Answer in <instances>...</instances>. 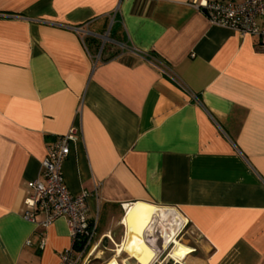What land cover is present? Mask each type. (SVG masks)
Listing matches in <instances>:
<instances>
[{
	"label": "crops",
	"instance_id": "obj_1",
	"mask_svg": "<svg viewBox=\"0 0 264 264\" xmlns=\"http://www.w3.org/2000/svg\"><path fill=\"white\" fill-rule=\"evenodd\" d=\"M73 127L64 181L89 192L99 240L126 207L154 205L179 214L189 246L172 264H264L256 37L189 0H0V264H59L71 245L63 217L44 227L23 212L47 144ZM125 241L122 264H143Z\"/></svg>",
	"mask_w": 264,
	"mask_h": 264
},
{
	"label": "built area",
	"instance_id": "obj_2",
	"mask_svg": "<svg viewBox=\"0 0 264 264\" xmlns=\"http://www.w3.org/2000/svg\"><path fill=\"white\" fill-rule=\"evenodd\" d=\"M189 4L213 24L256 37L258 45L264 48V0H189ZM76 135L73 127L49 142L41 161L40 176L26 182L24 217L44 227L60 217L67 223L72 242L60 253L59 264H78L96 248L97 217L91 216L86 203L89 192L72 194L63 176L69 143ZM38 214L43 216L39 221ZM78 245L82 247L80 250Z\"/></svg>",
	"mask_w": 264,
	"mask_h": 264
},
{
	"label": "bare ground",
	"instance_id": "obj_3",
	"mask_svg": "<svg viewBox=\"0 0 264 264\" xmlns=\"http://www.w3.org/2000/svg\"><path fill=\"white\" fill-rule=\"evenodd\" d=\"M132 211V208H130L125 218L126 222H124L129 223L133 230L129 238L133 244V254L143 251V254L147 257L153 258L157 251L151 246V244L153 245V242L156 243L154 241L156 239L158 242L162 243L161 248H165L169 241H173L175 246L172 248L169 255L175 260H182L184 258L189 250V246L180 243L174 238L176 230L178 229L179 214L177 212L172 209L153 205L152 207L146 208L141 216L136 215L135 220L140 223L137 225L132 217H130ZM152 214H156V217H154V221H151V224H148ZM160 239L163 240L160 241ZM147 241H150V243Z\"/></svg>",
	"mask_w": 264,
	"mask_h": 264
},
{
	"label": "rangeland",
	"instance_id": "obj_4",
	"mask_svg": "<svg viewBox=\"0 0 264 264\" xmlns=\"http://www.w3.org/2000/svg\"><path fill=\"white\" fill-rule=\"evenodd\" d=\"M132 207H134V206L126 207L125 213L123 212L124 215H123V218H122V224L117 225L116 229L113 230L112 234H110L109 237H105V238L99 240V238L96 235V237H95V239H96L95 240L96 248L94 249V251L86 254L83 258H81V260L78 262V264H104L105 262H107L112 257H116V259L119 262V264H122V259H123V257L127 256V254L124 251H121V252L117 253L116 249H117V245L121 243L122 239L126 240L125 241L126 245H129V246L133 245L132 242L129 239L130 237H128V235H127V232L132 231V227H131L130 224L127 223V225H126V223H125L126 222L125 218H126L128 212H129L130 208H132ZM137 213L138 212H135L133 214V212H131V216L130 217H132V216L136 217ZM140 213L141 212H139V214ZM155 215L156 214H152V217L149 219V223L148 224H151V221H154V219H155L154 217H156ZM132 219L134 220V222L137 225L140 224L138 221L135 220V218H132ZM175 235H176V233H175ZM174 238H176V237H174ZM177 238H176V240L179 241ZM196 239H198V238H197L196 235H194V240H196ZM154 241L157 242L156 239ZM147 242L150 243V241H147ZM169 242L174 244L173 247L175 246V243L173 241H169ZM180 243H182V242H180ZM153 245L158 247L160 244H157V243L153 242ZM173 247H171V245L169 244L164 249V251L161 253L160 258H157V255H158L159 251L156 253V255L153 258H149L145 254H141L140 256L143 257L142 263L143 264H148V262H150V264H151L154 260H156L155 264H159V262H160V264H172L173 260L170 258L171 256L169 255V253H170V251L172 250ZM158 248H161V246H159ZM131 260L133 262H136L135 259L131 258Z\"/></svg>",
	"mask_w": 264,
	"mask_h": 264
},
{
	"label": "trees",
	"instance_id": "obj_5",
	"mask_svg": "<svg viewBox=\"0 0 264 264\" xmlns=\"http://www.w3.org/2000/svg\"><path fill=\"white\" fill-rule=\"evenodd\" d=\"M77 248L80 250L82 247L78 245Z\"/></svg>",
	"mask_w": 264,
	"mask_h": 264
}]
</instances>
